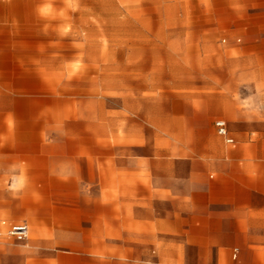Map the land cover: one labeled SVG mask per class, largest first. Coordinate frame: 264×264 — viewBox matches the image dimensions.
Masks as SVG:
<instances>
[{"label":"rangeland","instance_id":"obj_1","mask_svg":"<svg viewBox=\"0 0 264 264\" xmlns=\"http://www.w3.org/2000/svg\"><path fill=\"white\" fill-rule=\"evenodd\" d=\"M42 2L0 0V152L1 143L16 136L39 145L41 154V164L17 169L20 181L0 159V221L16 222L10 212L20 199L45 223L42 239L50 238L55 214L75 223L100 213L99 221L112 223V208L130 206L131 192L145 205L152 176L162 175V159L169 162L174 192L168 204L155 198L154 205L178 207L186 198L181 179L173 176L208 171V157L199 154L226 144L215 119L195 113L202 99L224 84L236 96L264 94L258 74L264 51L242 48L261 38L236 37L238 46H229L221 36V50L168 48V21L193 11L184 0H79L78 11L56 19L38 15ZM53 6L57 12L65 7L63 0ZM63 24L71 26L67 36L56 30ZM26 174L37 180L21 181ZM29 227L28 240L2 232L0 242L26 245L35 238ZM133 249L106 247L125 261ZM175 251L154 247L151 264H184ZM0 264L27 261L0 251Z\"/></svg>","mask_w":264,"mask_h":264},{"label":"crops","instance_id":"obj_2","mask_svg":"<svg viewBox=\"0 0 264 264\" xmlns=\"http://www.w3.org/2000/svg\"><path fill=\"white\" fill-rule=\"evenodd\" d=\"M183 5L193 11L168 21L172 24L168 48L221 50V36L224 42L230 40L229 46H238L234 38L258 34L260 42L245 43L242 48L264 51V0H184ZM258 74L264 79V66L258 68ZM221 87L202 99L201 109L195 113L215 119L214 123L224 120L234 143L224 139L226 144L217 142L204 148L199 156L208 157V171L173 176L181 179L186 198L178 207L154 205L155 198L168 204L174 192L169 162L157 160L162 163V175L152 176L145 205H141V195L131 192L130 206L112 208V223L99 221L100 213L75 223L55 214L49 225L50 238L42 239L45 223L33 214L32 205H23L18 199V210L10 212L16 222L1 220L0 231L5 233L13 224L26 223L30 235V223L35 238L26 245L3 240L0 251L22 256L27 264H151L153 248L159 247L163 251L175 248L173 256L184 264H264V94L236 96L225 84ZM254 134L259 136L258 141L249 140L248 136ZM11 139L1 143L0 159L16 169L9 175H13V181H20L22 175L17 169L41 164L40 149L36 153L39 145L27 138ZM134 171L130 169L131 176ZM23 177L21 181L37 180L35 174ZM110 231L116 235L111 237ZM41 245L49 249L44 252ZM106 247H130L134 252L125 261L121 259L125 255L107 253ZM166 257L162 254L163 259Z\"/></svg>","mask_w":264,"mask_h":264},{"label":"clouds","instance_id":"obj_3","mask_svg":"<svg viewBox=\"0 0 264 264\" xmlns=\"http://www.w3.org/2000/svg\"><path fill=\"white\" fill-rule=\"evenodd\" d=\"M63 3L65 6L64 9H61L57 12L53 6L54 0H43V2L37 7V13L43 18L56 19L57 17L64 18L68 10H71L72 12L79 10V0H63ZM56 30L58 31L59 35L67 36L71 31V26L68 24H63L60 25ZM101 259H103V257H101Z\"/></svg>","mask_w":264,"mask_h":264},{"label":"built area","instance_id":"obj_4","mask_svg":"<svg viewBox=\"0 0 264 264\" xmlns=\"http://www.w3.org/2000/svg\"><path fill=\"white\" fill-rule=\"evenodd\" d=\"M216 132L219 136L223 137L225 141L229 144H233L234 140L228 135L227 124L224 120H216L214 123ZM8 236L13 237L16 241H24L28 238L29 228L26 223H16L9 227L6 231ZM2 232L0 231V236Z\"/></svg>","mask_w":264,"mask_h":264}]
</instances>
